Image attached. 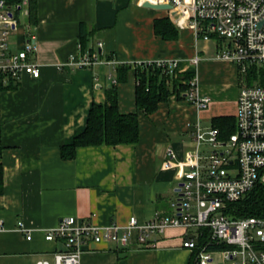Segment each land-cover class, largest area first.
<instances>
[{
	"label": "crops",
	"instance_id": "1",
	"mask_svg": "<svg viewBox=\"0 0 264 264\" xmlns=\"http://www.w3.org/2000/svg\"><path fill=\"white\" fill-rule=\"evenodd\" d=\"M145 1L35 0L20 12V27L11 33V43L21 49L30 34L36 37L39 50L33 59L41 65V77L28 75L13 84L0 77V264H57L55 255L64 245L46 241L41 230L57 226L63 217L106 227L127 226L134 216L145 223L156 215H171L178 172L164 167L168 149L178 153L176 165L194 148L192 124L202 125L204 116L212 123L217 116L235 115L242 89L237 66L212 60V44L201 41L197 46L187 19L180 26L171 12L147 8ZM184 6L189 14V0ZM164 17L179 30L176 40L156 34L154 23ZM85 53L121 64L59 68L71 55ZM196 55L204 57L197 67L190 62ZM157 59H179L182 73L196 72L200 95L211 98L210 106L199 111L173 95L154 113L138 111L137 143L79 147L75 159H63L60 146L82 133L90 108L105 101L111 84H117L121 112L137 111L134 68L125 82L117 83V67ZM218 101L221 105L214 107ZM226 103L232 104L231 113L221 112ZM172 135L179 139L173 141ZM19 221L35 229L32 240L19 232ZM193 232L196 236L198 231ZM137 237L133 232L129 245L92 243L80 264H192L193 252L183 246V228L152 235L146 247L137 244ZM218 249L212 248L214 253ZM223 262L230 264L224 257Z\"/></svg>",
	"mask_w": 264,
	"mask_h": 264
},
{
	"label": "built area",
	"instance_id": "2",
	"mask_svg": "<svg viewBox=\"0 0 264 264\" xmlns=\"http://www.w3.org/2000/svg\"><path fill=\"white\" fill-rule=\"evenodd\" d=\"M35 0H0V77L5 83L22 81L24 76L40 78L41 65L36 62V37L28 36L21 49L12 46V32L20 27V12ZM153 3L172 4L173 19L180 26L187 19L200 42L215 47L212 60L231 62L240 76H247L240 90L235 109L236 130L223 138L220 128L202 127L200 122L191 125L193 150L185 160L174 162L178 153L169 148L164 167L177 168L178 187L171 215H156L145 223L136 216L127 226L112 223L101 227L93 221L63 217L59 224L41 230L46 241L62 242L64 251L55 255L57 264H80L81 256L92 243L112 242L129 245L133 232H138L137 244L150 246L152 235L164 234L167 228H183L187 239L183 246L195 252L196 264H214L213 246L230 264H264V218L236 217L228 213L230 204L242 200L264 177V0H189V14L184 6L187 0H156ZM102 47V43H99ZM204 57L196 55L191 63L197 67ZM100 63L121 64L117 60L102 61L85 53L73 54L59 68L86 69ZM127 64V63H123ZM142 64L162 67L183 85H188L185 99L199 111L207 109L212 100L201 96L197 73L186 81L179 59L131 62L133 68ZM253 75V83L248 76ZM116 82V81H115ZM114 82V83H115ZM177 97V93L173 94ZM19 232L33 239L35 229L23 221ZM193 230L197 235L193 236ZM204 236L203 244L197 239ZM39 264H50L45 261Z\"/></svg>",
	"mask_w": 264,
	"mask_h": 264
},
{
	"label": "trees",
	"instance_id": "3",
	"mask_svg": "<svg viewBox=\"0 0 264 264\" xmlns=\"http://www.w3.org/2000/svg\"><path fill=\"white\" fill-rule=\"evenodd\" d=\"M155 32L164 40H176L179 37V30L175 27L169 17L156 19L154 23ZM131 65L117 67V83L127 80ZM136 77L135 101L137 111L123 113L119 107V92L117 84L107 87L104 102L94 103L88 114V121L85 129L74 137L71 143L61 145V157L65 160L75 159L79 147L89 146H117L132 145L140 139V125L138 111L143 114H151L159 109L161 103L169 102L173 94L177 98L186 100L184 93L188 85L178 82L173 76H169L162 67L154 64H142L134 67ZM264 74V72H263ZM195 76L194 72H187L179 75V80L188 81ZM248 80L253 83L254 76L249 75ZM264 83V78L261 80ZM12 84V82H10ZM212 127L221 130L223 138H228L235 130V117L217 116L212 119ZM3 166L0 164V195L4 192ZM228 213L236 217H260L264 218V181L258 184L240 201L230 204ZM204 236L198 238V243L203 244ZM218 249L219 247L213 246ZM192 264H196L195 252H193Z\"/></svg>",
	"mask_w": 264,
	"mask_h": 264
},
{
	"label": "rangeland",
	"instance_id": "4",
	"mask_svg": "<svg viewBox=\"0 0 264 264\" xmlns=\"http://www.w3.org/2000/svg\"><path fill=\"white\" fill-rule=\"evenodd\" d=\"M215 68V67H214ZM219 69V68H218ZM205 78H206V76H205ZM205 78H203V82H206V80L207 79H205ZM217 79H218V81L221 83L223 80H222V77H221V74H220V76H217ZM247 81V76L246 75H244L243 77H241V85H242V87L245 85V83L244 82H246ZM211 83H212V81H211ZM213 83H216V76H214L213 77ZM212 83V84H213ZM230 93H228V94H224L223 95V97H224V99H226V97H227V95H229ZM217 100H219V99H217ZM227 100H228V98H227ZM218 104L217 105H215L214 107H217V106H220L221 104H219V101L217 102ZM222 108H221V112H226V113H231L232 111H233V106H232V104L230 105V104H228V103H226V104H223L222 106H221ZM220 107H218V109H219ZM223 110V111H222ZM204 116V115H203ZM203 118V121H202V127H207L208 128V126H210L211 125V122H210V119H208L207 117H202ZM179 138H178V136H174V135H172V140L173 141H176V140H178ZM213 257H214V264H224V262H223V257L222 256H220V254L219 253H214V255H213Z\"/></svg>",
	"mask_w": 264,
	"mask_h": 264
},
{
	"label": "water",
	"instance_id": "5",
	"mask_svg": "<svg viewBox=\"0 0 264 264\" xmlns=\"http://www.w3.org/2000/svg\"><path fill=\"white\" fill-rule=\"evenodd\" d=\"M143 6L147 7V8H151V9H158V10H165V11H170L173 9V5L172 4H163V3H153L149 0H146L143 3Z\"/></svg>",
	"mask_w": 264,
	"mask_h": 264
}]
</instances>
